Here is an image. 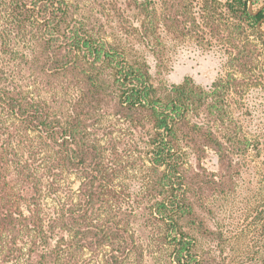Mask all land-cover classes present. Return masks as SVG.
Returning <instances> with one entry per match:
<instances>
[{
    "label": "trees",
    "instance_id": "obj_1",
    "mask_svg": "<svg viewBox=\"0 0 264 264\" xmlns=\"http://www.w3.org/2000/svg\"><path fill=\"white\" fill-rule=\"evenodd\" d=\"M95 1L0 0V264H216L201 242L222 240L219 202L248 156L264 162L229 108L256 82L264 8ZM183 37L225 74L156 78L150 58Z\"/></svg>",
    "mask_w": 264,
    "mask_h": 264
},
{
    "label": "rangeland",
    "instance_id": "obj_2",
    "mask_svg": "<svg viewBox=\"0 0 264 264\" xmlns=\"http://www.w3.org/2000/svg\"><path fill=\"white\" fill-rule=\"evenodd\" d=\"M95 2L101 8L104 0ZM149 62L156 78L173 84L189 77L197 85L209 86L226 72L222 52L202 47L189 37L170 42L160 65L153 58ZM260 63L254 74L256 82L251 85L246 101L240 104L237 99L229 108L234 113H248L245 125L252 130L254 139L264 142V76L259 75L264 71V57ZM203 166L216 172V157L210 153ZM242 167L234 191L219 202L217 224L224 232L221 242H210L214 239L201 242L203 249L212 253L216 264H264V162L259 156L250 155Z\"/></svg>",
    "mask_w": 264,
    "mask_h": 264
},
{
    "label": "water",
    "instance_id": "obj_3",
    "mask_svg": "<svg viewBox=\"0 0 264 264\" xmlns=\"http://www.w3.org/2000/svg\"><path fill=\"white\" fill-rule=\"evenodd\" d=\"M264 8V4H262L259 8H257L256 10H253V3L252 0L248 1V5H247V11L249 13L250 16H256L262 9ZM264 23V18L262 20H260L257 24V30L264 33V29H261V25Z\"/></svg>",
    "mask_w": 264,
    "mask_h": 264
}]
</instances>
